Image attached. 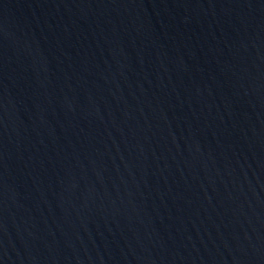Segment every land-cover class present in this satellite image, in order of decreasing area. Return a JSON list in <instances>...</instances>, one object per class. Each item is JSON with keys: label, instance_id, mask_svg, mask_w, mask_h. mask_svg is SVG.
Listing matches in <instances>:
<instances>
[{"label": "water", "instance_id": "95a60500", "mask_svg": "<svg viewBox=\"0 0 264 264\" xmlns=\"http://www.w3.org/2000/svg\"><path fill=\"white\" fill-rule=\"evenodd\" d=\"M0 264H264V0H0Z\"/></svg>", "mask_w": 264, "mask_h": 264}]
</instances>
